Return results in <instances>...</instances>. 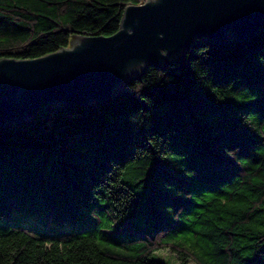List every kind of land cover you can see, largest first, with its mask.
Here are the masks:
<instances>
[{
    "label": "trees",
    "instance_id": "16d2710c",
    "mask_svg": "<svg viewBox=\"0 0 264 264\" xmlns=\"http://www.w3.org/2000/svg\"><path fill=\"white\" fill-rule=\"evenodd\" d=\"M144 2L0 0V59L111 37ZM163 250L264 264V29L0 133V264H172Z\"/></svg>",
    "mask_w": 264,
    "mask_h": 264
},
{
    "label": "water",
    "instance_id": "95a60500",
    "mask_svg": "<svg viewBox=\"0 0 264 264\" xmlns=\"http://www.w3.org/2000/svg\"><path fill=\"white\" fill-rule=\"evenodd\" d=\"M264 29V0H145L125 9L111 37H75L32 60L0 59V133L49 109L119 97L150 67L166 68L201 39L241 43Z\"/></svg>",
    "mask_w": 264,
    "mask_h": 264
},
{
    "label": "rangeland",
    "instance_id": "374dc122",
    "mask_svg": "<svg viewBox=\"0 0 264 264\" xmlns=\"http://www.w3.org/2000/svg\"><path fill=\"white\" fill-rule=\"evenodd\" d=\"M155 257L158 259L167 260L169 263H172V264H177L176 257L169 250H163V251L157 252L155 254ZM190 264H194V263L191 262Z\"/></svg>",
    "mask_w": 264,
    "mask_h": 264
}]
</instances>
